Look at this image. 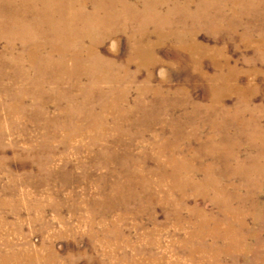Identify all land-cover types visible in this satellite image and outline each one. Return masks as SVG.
I'll list each match as a JSON object with an SVG mask.
<instances>
[{"label": "rangeland", "instance_id": "1", "mask_svg": "<svg viewBox=\"0 0 264 264\" xmlns=\"http://www.w3.org/2000/svg\"><path fill=\"white\" fill-rule=\"evenodd\" d=\"M129 1L138 14L153 4ZM177 1L180 9L170 10L175 0L156 8L169 21L145 24L152 65L134 57L136 20L100 44L116 67L127 65L113 90L118 98L121 87L126 93L121 116L90 88L109 96L115 86L90 85L86 75V96L68 83L34 91L25 66L9 58L8 35L0 36V255L26 249L33 264H126L125 254L131 264H264V215L254 210L264 211V156L256 161L264 154V50L254 46L264 40V0H212L199 19L200 0L186 8ZM0 3L3 20L11 8ZM160 29L176 35L162 40ZM189 31L207 49L205 72L180 45ZM228 71L236 79L215 107L205 76ZM174 148L179 160L188 159L179 170L166 161ZM230 152L237 159L225 157Z\"/></svg>", "mask_w": 264, "mask_h": 264}, {"label": "bare ground", "instance_id": "2", "mask_svg": "<svg viewBox=\"0 0 264 264\" xmlns=\"http://www.w3.org/2000/svg\"><path fill=\"white\" fill-rule=\"evenodd\" d=\"M18 1L20 2H17V0H0V2L9 5L11 8L9 10V14L4 13L7 16H5L3 20L0 19V36L8 35L6 37L8 40V47L10 48L7 51L9 53V58L10 60L14 61V63L20 65L21 68L25 66V71L26 73L29 72L30 76L24 73L22 74L26 75L24 78L26 80L28 79L27 81L33 86L34 91L43 90L45 87V83L52 82L54 85H58V87L62 83H68L69 87L72 86L79 88L81 90V94L86 96L88 95V91L90 89L89 87H85L83 82L80 80L82 76L86 75L87 78L91 81L90 85L92 83H94L95 85L96 83L101 82L110 83L115 86L114 88L111 87L113 89H109V96H106L108 94L105 95L100 87L96 86L90 88L96 89V92L98 93L99 98L102 100V102L107 103L110 108L115 109V111L121 116L123 114V111L125 110V107L119 106L118 102L126 99V93L123 91L124 87H119L120 90L118 92V95L121 98L120 99L118 98V96H114L116 95V92L113 95V90L118 87L117 85H119L120 82L124 80L123 75L121 76L119 75V73L122 71L123 74H126V71L128 70L127 65H124L121 68L118 66L116 67L115 61L113 59L105 58L100 54V44L102 43L104 38H107L116 33L115 30H125L126 24L128 25L130 22L136 20L140 24L141 32L139 34H136V37L131 34V40L134 42L135 40L137 41V44L134 45V57L136 55L142 62V64L152 65V62H156V58L153 55L154 44L147 41L143 42L144 38H146L147 36L145 37V35H143L142 33L148 19L153 20L155 18H160L169 21V14H166V16L162 17L159 16L156 11V8L160 4V1L162 4L167 3L168 1L166 2V0H153V4L150 5L152 7L148 6L145 7V9L143 8L140 14H138L139 10L135 9L139 7L138 5H136L138 3L133 4L129 0H111V6L109 7L106 6L107 0H94V2H96V5L92 2V13H86L87 10L85 8L88 0ZM211 1L212 0H200L199 2H197V11L193 13V15L198 19L200 17H203V15H205L206 13L205 9L206 7H208ZM192 2L193 1L191 0H186V2L183 3V6L185 8L189 7L191 6ZM75 6L76 10L74 9ZM173 7H175L176 10L178 8L180 9L182 5L180 2L175 0V3L172 4L170 10H174ZM211 21L212 23H217L216 19L215 21ZM93 23L96 24L94 25V27H96L97 29L92 28ZM158 33V36H160L162 40H165V38H168L170 35L171 37L176 35V32L173 29H160ZM189 36L190 41H181L180 45L186 48L190 53L195 64L194 67L196 69H200L202 72H205L201 55L207 52V49L206 47L198 46L197 43H195V41L193 40L195 39V35L193 32L189 31ZM248 41H250L249 37ZM16 45H18V48L19 46H21L18 51H14ZM254 46L264 50V40L258 39ZM218 52H221V50H219ZM8 55L6 54V56ZM176 58L177 60H179L178 57ZM215 61L216 62H214V66H217L218 69L224 70L223 64L218 60ZM230 71L232 72V70ZM49 72H51L50 75ZM75 73L79 74V79L76 75H74ZM150 73L148 75H150ZM205 77H209V80L212 81L210 103L216 107V105L219 103V99L222 97V95H224L225 88L227 86L230 87V85L233 84L231 83V81L235 80L236 76L234 77L228 71L226 74H220V76L218 74H215L212 77L210 75H206ZM60 91L62 92V90ZM68 98L69 101L72 102V104L76 102V99L73 96H68ZM105 98H107L108 100L103 101ZM248 99L249 98L244 97L241 100L244 103H248ZM240 110L241 109L239 108L236 109V111ZM93 117L97 119V115L95 113ZM212 122L218 124L217 121ZM117 126L120 127L119 124H117ZM230 147L231 150H233L232 145H230ZM176 149L177 148L171 150L170 157H167L166 160L168 164H170V166L175 165L174 167L176 169H172L174 172H177L175 170L182 169L183 165H185L186 160L188 161L187 158L179 160L174 154ZM227 154L228 155L225 157H227L228 159H237L235 158L236 156L233 155L234 152H230ZM263 156L264 154H261L259 158L256 159V161H261L260 158H263ZM254 164L256 166L259 163L254 161ZM217 189L218 193L222 195L223 199L225 193L221 190V187H217ZM221 209L223 212H225V214H229L230 218H235V216L237 215V213L235 214L232 213L231 210H227V207L224 203H222ZM254 210L255 212H257V214L264 215V211L260 207H256L254 208ZM204 215L205 216L203 219L206 220L207 218L209 222V219H211L212 216H207L206 214ZM216 222L218 221H215V223ZM230 229L231 226H225V233L228 230L230 231ZM206 232L207 231L205 230L203 234H205ZM223 232L220 233L222 237L225 236ZM217 255L218 252H215L213 256ZM126 256L127 254L124 255V258L120 257V259H124L126 261V264H131L132 261L127 260ZM3 257H10V262L11 259H13L14 261H16L15 264H33L34 259V256H32V254L26 249L18 250L16 253L12 252L10 254L0 255V263L5 264V261L2 260ZM134 263L144 264L142 262ZM110 264H117V261H111Z\"/></svg>", "mask_w": 264, "mask_h": 264}]
</instances>
